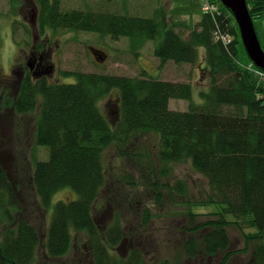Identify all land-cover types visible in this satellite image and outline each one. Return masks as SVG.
I'll return each mask as SVG.
<instances>
[{"label":"trees","instance_id":"obj_1","mask_svg":"<svg viewBox=\"0 0 264 264\" xmlns=\"http://www.w3.org/2000/svg\"><path fill=\"white\" fill-rule=\"evenodd\" d=\"M247 4L253 20L264 14V0H247ZM39 8L40 23L54 30L93 32L116 41L129 38L140 45L156 42V57L163 64L199 65L204 50L205 66L201 70L207 72L208 79L206 89L199 93L200 104L194 101L193 85L154 79L146 73L139 78L63 73V77H75V83L70 84H51L30 75L22 80L16 112L37 113L36 145L49 152L46 161H35L32 175L41 205L49 211L55 195L64 189L78 196L53 207L45 242L47 254L52 259L65 257L76 238L84 235L95 264H144L137 249L128 258L112 255L126 238L125 230L119 221L109 229L101 228L95 208L110 176L115 177L108 168L106 152L118 149L126 153L135 142H144L149 136L157 137L154 148L158 147L155 150L163 175H169L168 165L190 161L209 186L205 198L187 201L191 208L183 249L188 259L205 260L225 253L219 264H228L234 255L242 253L229 250L230 226L243 232L247 246L243 251L260 242L264 238V84L238 62L241 38L232 12L222 6L219 13L204 15L200 32H193L186 40L176 28L166 25V20L67 11L60 0H40ZM224 36L231 38L226 41ZM114 92L115 125L100 108ZM171 100L189 101L190 109L171 110ZM157 185L153 184L156 191L160 190ZM166 188L171 194L185 192L182 182ZM0 190L16 205L9 174L1 164ZM163 198L161 191L157 203ZM3 203L0 195V209ZM199 206L216 210L199 222L201 215L192 211ZM8 211L2 210L5 221L15 226L8 227L0 241V264H34L41 246L39 231L23 218L18 222L9 218ZM151 212L146 209L144 226L150 223ZM247 225L257 232L245 233ZM253 264H264L262 244L255 249Z\"/></svg>","mask_w":264,"mask_h":264},{"label":"rangeland","instance_id":"obj_2","mask_svg":"<svg viewBox=\"0 0 264 264\" xmlns=\"http://www.w3.org/2000/svg\"><path fill=\"white\" fill-rule=\"evenodd\" d=\"M60 2L62 9L67 11L91 10L156 18L164 22L166 20L165 24L176 28L186 40L191 38L193 32H200L204 15H211L222 8L221 0H60ZM38 11L36 0H0V164L9 174L14 189L13 202L16 204L13 205L10 196L4 195L0 190L4 201L3 209H0V241L5 230L15 226L5 221L2 210H9V218L17 222L23 218L39 231L41 246L34 264H95L91 247L84 235L76 238L73 249L63 258L52 259L45 249L53 207L59 201L71 202L78 196L70 189L61 190L55 195L51 209L46 211L34 190L32 184L34 163L46 161L49 152L46 148L36 145L37 113L19 115L15 109L19 83L23 72L29 70L28 53L32 48L46 44L45 60L54 66V71L46 78L52 84L75 83V77H63V73H98L131 78H139L146 73L154 79L193 85L196 92L194 101L198 104L202 103L199 93L208 85V79H205L207 72L201 70L205 66V59L201 56L199 65L195 66L176 64L173 61L163 64L156 57L155 50L158 46L156 42L149 41L140 45L139 41L136 43L129 38H120L116 41L111 36L64 28L45 32V37L42 35L40 38L45 39L44 42L38 38V16L34 18ZM254 23L259 41L264 47V14L256 18ZM91 48L104 51L108 56L107 60L98 63L90 51ZM239 57V64L254 72L264 84V73L250 64V57L242 39ZM116 95L117 92H114L113 96L100 104L102 113L113 125L116 124L114 121ZM190 104L189 101L171 100L169 106L171 110L182 112L188 111ZM156 138L145 137L144 142H135L131 146V151L126 153L118 149H109L106 152L108 168L115 177L110 176L111 181L107 189L97 201L95 215L103 229H109L119 221L126 236L119 247L112 251V255L117 258H128L131 251L137 249L141 252L144 264H219L225 253L205 260H190L185 255L183 246L187 241L186 229L189 224L187 214L191 208L187 201L205 198L209 186L206 179L195 172L190 161L168 165L169 175L167 177L163 175L156 151L158 147L154 148L157 144ZM138 147L139 150L136 149ZM145 151L149 153L146 155L140 153ZM132 154L139 155L132 157ZM178 182L185 184V192L177 191L171 194L166 186L174 187ZM153 184H158L162 191L164 198L160 203H157L156 197L161 191H156ZM148 208L153 216L148 226H144L143 215ZM215 210L212 206L192 208L193 212L201 215L199 222L206 221ZM228 219L235 220L231 216ZM247 227L248 225L244 227L245 233L257 232V229ZM227 230L231 239L229 250L242 251L234 255L228 264H253L255 249L258 244L264 246V238L258 243H251L248 249L243 251L247 247L243 232L234 226L228 227Z\"/></svg>","mask_w":264,"mask_h":264},{"label":"water","instance_id":"obj_3","mask_svg":"<svg viewBox=\"0 0 264 264\" xmlns=\"http://www.w3.org/2000/svg\"><path fill=\"white\" fill-rule=\"evenodd\" d=\"M221 3L234 15L243 45L252 63L264 72V49L259 41L247 0H221ZM91 51L98 57L97 61L104 63L107 60V55L104 52L95 51L94 49Z\"/></svg>","mask_w":264,"mask_h":264},{"label":"flooded vegetation","instance_id":"obj_4","mask_svg":"<svg viewBox=\"0 0 264 264\" xmlns=\"http://www.w3.org/2000/svg\"><path fill=\"white\" fill-rule=\"evenodd\" d=\"M36 1H37L38 8H39L40 0H36ZM35 13H36V10H35ZM36 16H38L37 31L39 32V37H38L39 39L41 38L42 35H44V37H45V32H48L49 30L54 31V29L49 28V27H45V25H42L40 23V21H39L40 8H39L38 13L36 15L34 14V18ZM40 40L45 42V39H40ZM46 47H47L46 44L43 43V46H40V47L36 46V47L32 48L30 50V52L28 53V56H27L28 65L27 66H28L29 70L26 72H23V77H22L21 82L19 83V87H18V95L16 98V102L18 101L19 90H20L22 80L26 76L30 75V77L34 80H43V79L48 80L46 78V76L51 75V73L54 71V66L48 64L45 60V52L47 51ZM94 57L96 60H98V57H96V56H94ZM16 102H15V104H16Z\"/></svg>","mask_w":264,"mask_h":264},{"label":"crops","instance_id":"obj_5","mask_svg":"<svg viewBox=\"0 0 264 264\" xmlns=\"http://www.w3.org/2000/svg\"><path fill=\"white\" fill-rule=\"evenodd\" d=\"M200 53H201V56L203 57V56H204V50H201ZM202 57H201V58H202ZM200 60H201V59H200Z\"/></svg>","mask_w":264,"mask_h":264},{"label":"built area","instance_id":"obj_6","mask_svg":"<svg viewBox=\"0 0 264 264\" xmlns=\"http://www.w3.org/2000/svg\"><path fill=\"white\" fill-rule=\"evenodd\" d=\"M217 12H218V11H217ZM217 12H214V13H217ZM223 39L227 41V39H228V38H226V37H223Z\"/></svg>","mask_w":264,"mask_h":264}]
</instances>
